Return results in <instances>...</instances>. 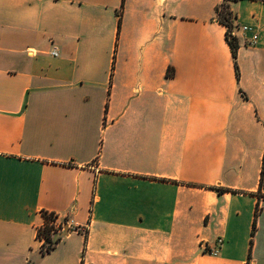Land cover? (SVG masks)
Listing matches in <instances>:
<instances>
[{"label": "crops", "instance_id": "obj_1", "mask_svg": "<svg viewBox=\"0 0 264 264\" xmlns=\"http://www.w3.org/2000/svg\"><path fill=\"white\" fill-rule=\"evenodd\" d=\"M223 1L0 0V264H264V0L235 57Z\"/></svg>", "mask_w": 264, "mask_h": 264}, {"label": "trees", "instance_id": "obj_2", "mask_svg": "<svg viewBox=\"0 0 264 264\" xmlns=\"http://www.w3.org/2000/svg\"><path fill=\"white\" fill-rule=\"evenodd\" d=\"M227 0H224L219 6L216 8L217 13V19L219 22L224 24L227 28L226 30V40L229 44V47L231 49L232 56H236V51L238 48V42L237 38L230 33L231 29V12L229 10V7L227 5ZM172 72L170 70H167L166 74L170 75ZM264 185V149L261 159V168L259 173V189L262 188ZM219 192L229 190L228 188H217ZM43 216V223L37 228L36 235L38 238H41L43 236L45 243L41 245L42 252H47L51 250L55 244L61 239V235L59 233L55 232L54 224L53 222L57 221V215L52 211H42ZM63 224L62 221H58V225ZM254 227V222H253Z\"/></svg>", "mask_w": 264, "mask_h": 264}, {"label": "built area", "instance_id": "obj_3", "mask_svg": "<svg viewBox=\"0 0 264 264\" xmlns=\"http://www.w3.org/2000/svg\"><path fill=\"white\" fill-rule=\"evenodd\" d=\"M240 28H241L243 31H246V30H249V29H250V27H248L247 25H242V26H240ZM256 38H257V34H256V33H253L252 36H251V39H250V40H251V41H254ZM50 52H51V54H53V55H57V52H56V50H55L54 48H53ZM53 224H54V228L56 229V230H55L56 233H59L61 236H62L64 233H66V232L64 231L63 224L58 225V221L53 222ZM40 239L42 240V244H44L45 241H44L43 236H41ZM215 243H216V246H219L220 243H221V239H217V240L215 241Z\"/></svg>", "mask_w": 264, "mask_h": 264}, {"label": "water", "instance_id": "obj_4", "mask_svg": "<svg viewBox=\"0 0 264 264\" xmlns=\"http://www.w3.org/2000/svg\"><path fill=\"white\" fill-rule=\"evenodd\" d=\"M63 228H64V231H65V232H67V229H68V228H67V225H66V223H65V224H63ZM64 234H65V233H64Z\"/></svg>", "mask_w": 264, "mask_h": 264}, {"label": "rangeland", "instance_id": "obj_5", "mask_svg": "<svg viewBox=\"0 0 264 264\" xmlns=\"http://www.w3.org/2000/svg\"><path fill=\"white\" fill-rule=\"evenodd\" d=\"M64 224V223H63Z\"/></svg>", "mask_w": 264, "mask_h": 264}]
</instances>
